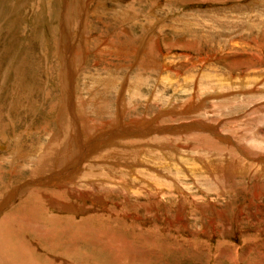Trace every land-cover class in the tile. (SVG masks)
<instances>
[{"label": "rangeland", "instance_id": "1", "mask_svg": "<svg viewBox=\"0 0 264 264\" xmlns=\"http://www.w3.org/2000/svg\"><path fill=\"white\" fill-rule=\"evenodd\" d=\"M263 93L264 0H0L2 240L21 264H264Z\"/></svg>", "mask_w": 264, "mask_h": 264}, {"label": "bare ground", "instance_id": "2", "mask_svg": "<svg viewBox=\"0 0 264 264\" xmlns=\"http://www.w3.org/2000/svg\"><path fill=\"white\" fill-rule=\"evenodd\" d=\"M210 73V72H209ZM205 78V77H204ZM254 78V77H253ZM169 80V79H168ZM209 80V79H208ZM234 81V80H233ZM190 82H191V80H190ZM189 82V83H190ZM198 82V81H197ZM216 82H220V84H223L220 80H217ZM200 83V82H199ZM224 83H227V82H224ZM230 85H231V83H229ZM248 84V83H247ZM228 85V84H227ZM179 87V86H178ZM219 87V86H218ZM181 89L183 88L182 86L180 87ZM191 88V87H190ZM195 88V87H194ZM199 89H203V87H198ZM198 88L196 89V90H198ZM222 89V88H221ZM175 90V89H174ZM191 90H193L192 88L191 89H189V88H187L186 86H185V88L184 89H182V91L184 92V91H187V93H191ZM195 90V89H194ZM199 91V90H198ZM203 91V90H202ZM221 91V90H220ZM219 91V92H220ZM212 92H213V89H212ZM204 93V92H203ZM192 94V93H191ZM264 94V93H263ZM159 98V97H158ZM174 99H170V100H168L167 102H166V105L164 106V104H163V106L164 107H166L167 105H170V106H172L173 107V109L174 110H177V111H174V112H170L171 114H178L179 112L182 114L183 112H188V111H191L192 109H191V107H192V104L191 103H189V100L186 102V103H183L182 105L181 104H177L176 102V104H174ZM195 101V100H194ZM183 102V101H182ZM193 102V101H192ZM171 103H173V105L171 104ZM197 104V103H196ZM196 104H194V105H196ZM193 105V106H194ZM176 107V108H175ZM196 107V106H195ZM196 110V109H195ZM170 111V110H169ZM189 113V112H188ZM144 122V121H143ZM148 123V122H147ZM138 125V124H137ZM141 125H142V123H141ZM147 124H145V126L144 127H147L146 126ZM149 125H151L150 123H149ZM139 126H140V124H139ZM136 127V126H135ZM143 127V128H144ZM142 127H141V129L142 130H138V132H139V134H141V135H147V133H148V131L144 128L143 129ZM135 129V128H134ZM170 134V133H169ZM108 136V135H107ZM116 136V135H115ZM121 136V135H120ZM137 136V135H136ZM159 136V135H158ZM157 136V137H158ZM204 136V135H203ZM116 138V137H115ZM125 139V138H124ZM153 139H156V137H153ZM200 139V138H199ZM126 140V139H125ZM136 140V139H135ZM142 140V141H141ZM152 140V139H151ZM131 141V140H130ZM139 141H141L140 143H142L143 142V144H147V145H149V140H148V138H147V140H145V138H139ZM160 141V140H159ZM202 141V140H201ZM127 142V141H126ZM205 142V141H204ZM139 143V144H140ZM165 143V142H164ZM143 144H141V145H143ZM200 144V143H199ZM133 145H135V144H133ZM206 145V144H205ZM153 146V145H152ZM160 146V145H159ZM259 146V143H258V145H257V147ZM257 147H255V148H257ZM181 148V147H180ZM260 148H262V147H260ZM264 148V147H263ZM262 148V149H263ZM131 149V148H130ZM145 149V148H144ZM182 149V148H181ZM158 150V149H157ZM175 150V149H174ZM177 150H179V149H177ZM201 150H203V152L205 151L204 150V148L202 149L201 148ZM249 150V149H248ZM103 151V150H102ZM137 151V150H136ZM145 151V150H144ZM153 151V150H152ZM134 152H135V150H134ZM146 152V151H145ZM244 152V151H243ZM249 152V151H248ZM120 153H121V151H120ZM152 153V152H151ZM153 153H155V152H153ZM100 154H101V152H100ZM169 154V153H168ZM155 155V154H154ZM172 155H174V154H172ZM248 155H250V154H248ZM80 156V155H79ZM103 156V155H102ZM189 156V155H188ZM257 156V155H256ZM84 157V156H83ZM86 157V156H85ZM142 157V156H141ZM158 157H159V155H158ZM157 157V158H158ZM174 157V156H173ZM208 157V156H207ZM189 158V157H188ZM112 159V158H111ZM166 159V158H165ZM169 159H172V158H169ZM239 159H241V158H239ZM96 160V159H95ZM102 160V159H101ZM118 160V159H117ZM116 160V161H117ZM143 160V159H142ZM159 160H160V158H159ZM189 160H191V161H193L194 163H195V165H194V163L192 162V164H190V168L189 169H191L192 167L191 166H193V169H191V170H195V172H196V174H197V176H195L194 177V179L196 178H202V177H205V178H212V176H216V172H215V169L211 166V163L210 164H208V162H206V161H203V160H201V162H200V159H189ZM249 160V159H248ZM257 160V163H260V159H256ZM178 161V163H179V160H177ZM198 163H197V162ZM259 161V162H258ZM96 162V161H95ZM119 162V161H118ZM144 162V161H143ZM151 162H154V164L153 163H151ZM160 162V161H159ZM175 162V161H174ZM174 162H169V164H166L167 166H165V167H163V166H161L159 163H157V161H150V162H148V164H145L146 165V167H147V171H148V174L150 175V176H153V175H155V174H159V173H161V174H167V173H172L171 172V170L172 171H176L175 169H174V166H176L177 165V167L179 168V173H180V175H182V177H183V173H184V171H187V169H186V166L185 165H187L188 164V162L187 161H185L186 162V164H181V163H179V164H176V163H174ZM182 162V161H181ZM218 162V161H217ZM238 162L240 163V160H238ZM262 162V164L260 163L259 165H256L255 166V168L253 169V171L254 172H252V173H257V174H263L264 175V161H261ZM78 163H79V161H78ZM129 163V162H128ZM244 163L245 162H243V164L242 165H237L238 167V172H240V171H243L244 169H245V165H244ZM117 164V163H116ZM224 164V163H223ZM111 165H112V163H111ZM125 165V164H124ZM141 165V164H140ZM129 166H130V164H129ZM262 167V168H260V167ZM246 167H248V166H246ZM250 167L251 166H249L247 169H245V170H247V171H249L250 170ZM103 168V167H102ZM101 168V169H102ZM236 168V167H235ZM235 168L233 169V170H231V169H229V170H231L230 171V173H228V174H234V172H236V171H234L235 170ZM68 169V168H67ZM70 169V168H69ZM68 169V170H69ZM91 169V168H90ZM126 169V168H125ZM223 170L224 169H228L227 167L226 168H222ZM75 170V169H74ZM86 170H88V169H86ZM127 170V169H126ZM180 170H183V172H181ZM76 171V170H75ZM91 171V170H90ZM96 171H99V170H96ZM130 171H131V169H130ZM234 171V172H233ZM99 172H101V171H99ZM108 172V171H107ZM106 172V173H107ZM177 173H178V170L176 171ZM175 172V173H176ZM61 173V172H60ZM194 173V172H193ZM103 174H104V172H103ZM103 174H102V176H103ZM187 174V173H186ZM214 174V175H213ZM61 175V174H60ZM113 175V174H112ZM131 175V174H130ZM15 176V175H14ZM129 176V175H128ZM194 176V175H193ZM214 176V177H215ZM218 176V175H217ZM57 177V176H56ZM59 177V176H58ZM132 177V176H131ZM166 177V176H165ZM15 178V177H14ZM54 179V178H53ZM59 179V178H58ZM165 179H167V178H165ZM213 179V178H212ZM215 179V178H214ZM11 180V179H10ZM62 180V179H61ZM65 180V179H64ZM201 180V179H200ZM60 181V180H59ZM68 181V180H67ZM112 182H113V180H111ZM110 181V182H111ZM158 181V180H157ZM167 181V180H166ZM208 181V180H207ZM58 182V181H57ZM87 182V181H86ZM102 182V181H101ZM155 182V181H154ZM163 182V181H162ZM178 182V181H177ZM182 182V181H181ZM200 182V181H199ZM216 182V181H215ZM71 183V182H70ZM96 183V182H95ZM152 183V182H151ZM113 184V183H112ZM133 184V183H132ZM78 185V184H77ZM94 185V184H93ZM114 185V184H113ZM143 185V184H142ZM148 186H149V184H147ZM183 185H185V184H183ZM127 186H129V185H127ZM159 186V185H158ZM164 186H167V187H169V188H173L174 190H178L180 187H179V185L175 182V180L174 179H171L170 178V180H168L166 183H165V185ZM144 187H146V185L144 186ZM150 187V186H149ZM160 187V186H159ZM187 187V186H186ZM129 188V187H128ZM182 188V187H181ZM132 189V188H131ZM254 190H255V188H254ZM15 191V190H14ZM121 191V190H120ZM172 191V190H171ZM139 192V191H138ZM125 193V192H124ZM137 193V192H136ZM149 193V192H148ZM129 194V193H128ZM150 194V193H149ZM164 195H165V193H164ZM7 196V195H6ZM9 198V197H8ZM10 199V198H9ZM12 200V199H11ZM20 200V199H19ZM211 209V208H210ZM72 212V211H71ZM6 218V217H5ZM51 218V217H50ZM54 220V219H53ZM5 221V220H4ZM2 223H3V221H2ZM1 222H0V225L2 224ZM5 223V222H4ZM210 223V222H209ZM6 224V223H5ZM184 224V223H183ZM182 224V225H183ZM3 226H4V224H2ZM1 227V226H0ZM6 227V225L3 227V229ZM182 227V226H181ZM7 230V229H6ZM204 231V230H203ZM4 233V231L0 228V258H1V263H6V261L7 260H9L8 261V263H10V262H13L14 264H21L22 263V261H21V258H23L26 254H27V249H26V247H24V246H22L20 243L18 244V245H16L15 247H16V249H12L9 245H12L13 243H11L10 241V244H8V242H6V240L4 241V239L2 240V235H1V233ZM4 237V236H3ZM9 246V247H8ZM25 249H26V251H25ZM15 251V252H14ZM24 251V252H23ZM29 252V251H28ZM13 257H15V260H13L12 258ZM10 258V259H9ZM22 260H24V259H22ZM0 263V264H1ZM7 263V264H8Z\"/></svg>", "mask_w": 264, "mask_h": 264}]
</instances>
